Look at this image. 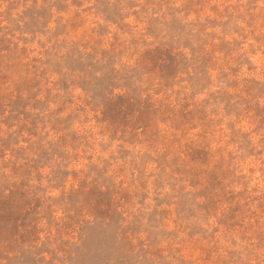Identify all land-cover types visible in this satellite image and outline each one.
<instances>
[{
  "label": "rangeland",
  "instance_id": "rangeland-1",
  "mask_svg": "<svg viewBox=\"0 0 264 264\" xmlns=\"http://www.w3.org/2000/svg\"><path fill=\"white\" fill-rule=\"evenodd\" d=\"M0 264H264V0H0Z\"/></svg>",
  "mask_w": 264,
  "mask_h": 264
}]
</instances>
